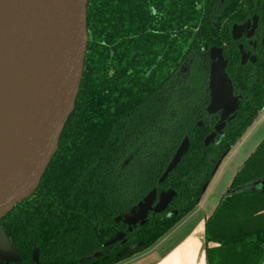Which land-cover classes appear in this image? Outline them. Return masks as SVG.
I'll list each match as a JSON object with an SVG mask.
<instances>
[{
    "label": "trees",
    "instance_id": "trees-1",
    "mask_svg": "<svg viewBox=\"0 0 264 264\" xmlns=\"http://www.w3.org/2000/svg\"><path fill=\"white\" fill-rule=\"evenodd\" d=\"M253 14L264 31V0H88L89 42L74 112L37 191L0 221L19 264H124L196 210L264 112V46L257 65L242 67L231 37L232 27ZM213 48L223 50L243 102L222 142L205 147L220 120L206 114ZM187 138L188 153L160 184ZM263 178L264 141L232 181L235 193L206 220L207 264H264V187L242 191ZM170 190L176 196L168 210L147 225L129 233L116 223L153 191ZM119 233L127 242L105 248Z\"/></svg>",
    "mask_w": 264,
    "mask_h": 264
},
{
    "label": "water",
    "instance_id": "water-1",
    "mask_svg": "<svg viewBox=\"0 0 264 264\" xmlns=\"http://www.w3.org/2000/svg\"><path fill=\"white\" fill-rule=\"evenodd\" d=\"M88 0H0V221L18 204L31 198L39 188L50 162L58 151L65 124L73 114L81 84L89 35L86 11ZM251 24L234 26L232 36L240 40ZM257 29V19L250 39ZM243 51V48H240ZM242 57V64L246 61ZM212 67L208 115L220 114L215 132L204 145L224 136L227 120L239 109L232 82L226 75L222 51H211ZM200 128L203 125L199 124ZM221 139L219 138L217 143ZM185 139L160 180L162 184L176 170L189 151ZM264 187V178L242 191ZM235 191H228L226 196ZM173 190L153 191L137 207L116 219L132 233L149 223L150 215L165 212L175 198ZM173 212L169 217L176 216ZM126 234L107 242L108 248L124 245ZM32 261L38 263L39 250ZM21 256L5 231L0 230V264H19Z\"/></svg>",
    "mask_w": 264,
    "mask_h": 264
},
{
    "label": "crops",
    "instance_id": "crops-1",
    "mask_svg": "<svg viewBox=\"0 0 264 264\" xmlns=\"http://www.w3.org/2000/svg\"><path fill=\"white\" fill-rule=\"evenodd\" d=\"M222 166L224 167V165L221 164L219 171ZM209 188L210 190L212 189V187ZM228 189H230V185ZM210 190L208 189V192H210ZM205 201L206 200H204V202ZM202 209V205H199L192 214L176 226L172 232L153 249L124 264H207L205 224L209 217L204 218L200 216V220H198L197 224L190 231L183 233L180 239H175L177 234L179 235L182 233L180 230L181 226L187 220L197 217Z\"/></svg>",
    "mask_w": 264,
    "mask_h": 264
},
{
    "label": "rangeland",
    "instance_id": "rangeland-1",
    "mask_svg": "<svg viewBox=\"0 0 264 264\" xmlns=\"http://www.w3.org/2000/svg\"><path fill=\"white\" fill-rule=\"evenodd\" d=\"M257 124V125H256ZM264 141V112L257 119L255 125L244 136V138L233 148L228 157L223 161L220 171L218 170L213 183L210 185V192H205L199 205H202V210L197 217L187 220L181 226V232L175 236V239H180L183 233L190 231L200 220V216L210 217L219 206L221 199L229 191L236 174L247 161V159L255 152V150ZM232 155V156H231ZM231 156V158H230ZM230 158V159H229ZM208 194V195H207ZM204 200H206L204 202ZM168 246V245H166Z\"/></svg>",
    "mask_w": 264,
    "mask_h": 264
},
{
    "label": "flooded vegetation",
    "instance_id": "flooded-vegetation-1",
    "mask_svg": "<svg viewBox=\"0 0 264 264\" xmlns=\"http://www.w3.org/2000/svg\"><path fill=\"white\" fill-rule=\"evenodd\" d=\"M222 2H224V1H226V0H221ZM257 19V29L255 30V32L253 33V35L254 36H252L250 39H248V35L249 34H251V32H252V29H253V25H254V19ZM247 23H250L251 24V29L250 30H246L245 31V33H243V35H242V37L240 38V40H238V41H235L234 39H233V36H232V31H233V27L234 26H242V25H245V24H247ZM233 27H232V30H231V37H232V40L235 42V43H237V46H238V53H239V58H240V65L242 66V67H244V66H254V65H257V63H258V54H259V51H258V47H259V45H261V46H264V31H261V25H260V20H259V17L256 15V14H253L252 15V17L250 18V19H247L246 20V22H244V23H242V24H236V25H234ZM243 48V51H241V49L240 48ZM213 49H219V50H221L222 51V54H223V57H224V60L227 62V68H226V75L228 76V74H227V69H228V65H229V63H228V61L225 59V56H224V52H223V50L221 49V48H213ZM213 49H211V51L213 50ZM211 51H210V60H211V66H210V75H209V83H208V92H209V99H210V102H209V105H210V103H211V93H210V90H209V84H210V77H211V67H212V63H213V61H212V58H211ZM243 55H246L247 57H246V61H245V63L244 64H242V57H243ZM228 78H229V76H228ZM230 79V78H229ZM230 81L232 82V80L230 79ZM232 85H233V82H232ZM233 89H234V87H233ZM234 96H236V97H238L239 98V108H240V105L242 104V102H243V98H242V96H239V95H236L235 94V90H234ZM209 105H208V107H209ZM208 107H207V109H208ZM207 109H206V114L208 115V113H207ZM239 110V109H238ZM238 112V111H237ZM237 112L235 113V117H236V114H237ZM216 115H219V119H221V116H220V114L218 113V114H216ZM216 115H208V116H216ZM234 117V118H235ZM233 120V119H232ZM232 120H227L226 121V123H225V128H226V124L229 122V121H232ZM219 122H220V120H219ZM219 122H218V124H219ZM202 124L203 125V128H200L199 127V124ZM218 124L216 125V126H218ZM216 126L214 127V132H215V128H216ZM198 127L200 128V129H204V123L203 122H199L198 123ZM225 128H224V130H223V133H224V131H225ZM213 132V133H214ZM211 135V134H210ZM209 135V136H210ZM208 136V137H209ZM207 137V138H208ZM225 137V133H224V136L222 137L221 135H219V134H217V137H216V139H215V144L214 145H218V143H217V141H218V139L220 138L221 139V141L219 142V144L222 142V139ZM188 139V138H187ZM189 140V139H188ZM206 140V139H205ZM185 141V140H184ZM205 142V141H204ZM189 144H190V141H189ZM188 153V152H187ZM157 195H158V193H157ZM159 196V195H158ZM168 208H169V206H168ZM168 208H167V210H168ZM166 210V211H167ZM165 211V212H166ZM164 213V212H163ZM162 213V214H163ZM171 213H173V212H171ZM171 213H169V215L171 214ZM177 213V212H176ZM162 214H160V215H162ZM151 216H153V215H150V217ZM158 216V215H157ZM149 217V218H150Z\"/></svg>",
    "mask_w": 264,
    "mask_h": 264
},
{
    "label": "bare ground",
    "instance_id": "bare-ground-1",
    "mask_svg": "<svg viewBox=\"0 0 264 264\" xmlns=\"http://www.w3.org/2000/svg\"><path fill=\"white\" fill-rule=\"evenodd\" d=\"M2 134H3L2 125L0 123V147H1V143H2Z\"/></svg>",
    "mask_w": 264,
    "mask_h": 264
}]
</instances>
